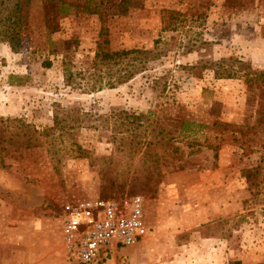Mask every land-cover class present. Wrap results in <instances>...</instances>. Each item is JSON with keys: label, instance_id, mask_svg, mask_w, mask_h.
<instances>
[{"label": "rangeland", "instance_id": "rangeland-1", "mask_svg": "<svg viewBox=\"0 0 264 264\" xmlns=\"http://www.w3.org/2000/svg\"><path fill=\"white\" fill-rule=\"evenodd\" d=\"M59 6L0 0V117L77 119L0 156V264H79L63 204L136 194L147 233L94 264H264V0ZM168 10L178 22L162 30ZM101 30L111 50L159 38L160 55L115 87L65 85L66 68L85 83Z\"/></svg>", "mask_w": 264, "mask_h": 264}, {"label": "trees", "instance_id": "trees-1", "mask_svg": "<svg viewBox=\"0 0 264 264\" xmlns=\"http://www.w3.org/2000/svg\"><path fill=\"white\" fill-rule=\"evenodd\" d=\"M56 4L57 10L60 12L62 0H52ZM49 0H43V3H48ZM180 13L173 10H168L163 16L162 30L172 29L178 22ZM102 35L96 42L95 53L93 56L92 70H87L80 74L86 78L84 84L75 83L76 76L68 68L64 72L65 85L75 87L83 86L86 90H100L104 86L115 87L122 84L138 72L143 71L148 66V63L159 57V42L161 39L154 40L153 48L134 47L128 49H116L111 50L109 48V39L107 36ZM237 71L232 69H226L223 73H220V77L230 78L236 75ZM252 80V77L249 78ZM60 103L57 104V107ZM69 110H64L65 115L59 116L58 111H55L52 115V126L46 127L39 131L36 127L32 126L25 119L21 117L15 118H2L0 117V156L3 161L4 156L12 157L14 159L19 158L24 150L33 147L41 146L40 137L48 138L49 132L54 129H62L64 133L69 134L68 131L70 121H76L77 119H71ZM127 114V113H126ZM128 118H136V115L127 114ZM71 119V120H70ZM137 119V118H136ZM9 123V124H8ZM5 125V126H4Z\"/></svg>", "mask_w": 264, "mask_h": 264}, {"label": "built area", "instance_id": "built-area-1", "mask_svg": "<svg viewBox=\"0 0 264 264\" xmlns=\"http://www.w3.org/2000/svg\"><path fill=\"white\" fill-rule=\"evenodd\" d=\"M144 199L129 195L120 199L89 197L67 201L62 209V235L70 259L94 264L107 256L108 245L138 242L148 231Z\"/></svg>", "mask_w": 264, "mask_h": 264}]
</instances>
